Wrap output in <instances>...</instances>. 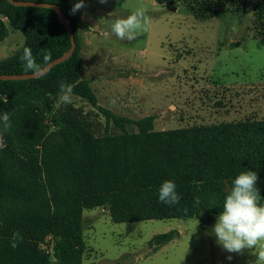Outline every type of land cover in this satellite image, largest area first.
Masks as SVG:
<instances>
[{"label": "trees", "instance_id": "1", "mask_svg": "<svg viewBox=\"0 0 264 264\" xmlns=\"http://www.w3.org/2000/svg\"><path fill=\"white\" fill-rule=\"evenodd\" d=\"M24 1L60 6L74 29L77 48L40 78L0 81V112H8L11 123L0 146V264H83L85 210L105 208L115 223L198 219L206 225L223 211L235 177L247 170L257 172L264 197V118L160 131L154 115L137 120L119 116L99 104L92 81L82 77L80 32L86 25L71 13L74 0ZM155 1L170 9L175 4ZM239 1L186 3L204 21L233 14L231 4ZM0 15V42L9 31L3 19L26 39L11 58L0 62V74L34 73L20 60L25 47L32 49L40 69L72 47L52 9L0 0ZM251 31L264 40V0L253 4ZM61 82L72 84L74 95L104 115L105 136L97 137L78 110H55ZM112 128L121 135H112ZM165 180L177 186L181 200L176 205L158 200ZM14 232L23 237L16 248L11 246ZM177 235V230L158 234L149 245L157 251ZM48 238L53 255L41 249Z\"/></svg>", "mask_w": 264, "mask_h": 264}, {"label": "rangeland", "instance_id": "2", "mask_svg": "<svg viewBox=\"0 0 264 264\" xmlns=\"http://www.w3.org/2000/svg\"><path fill=\"white\" fill-rule=\"evenodd\" d=\"M254 2H234L233 14L202 21L186 0H175L173 9L155 0H84L85 8L75 13L86 25L80 32L82 77L92 81L102 107L136 120L154 115L160 131L262 119L264 40L251 31ZM137 9L146 12L147 30L133 41L120 40L111 24ZM3 20L9 31L0 42V62L26 41ZM54 108L78 110L97 137L105 136L104 115L86 100L73 94L72 103L58 99ZM110 131L121 135L116 128ZM219 215L206 225L198 219L115 223L107 209L85 210L83 264H264L257 261L264 241L242 253L217 243L212 229ZM172 230L178 235L159 250L149 245Z\"/></svg>", "mask_w": 264, "mask_h": 264}, {"label": "clouds", "instance_id": "3", "mask_svg": "<svg viewBox=\"0 0 264 264\" xmlns=\"http://www.w3.org/2000/svg\"><path fill=\"white\" fill-rule=\"evenodd\" d=\"M106 3L107 0H99ZM85 8L84 0H77L71 13ZM148 17L145 10L137 9L126 18H117L111 24V32L120 40H135L142 31H146ZM50 54L44 57L45 62L50 61ZM25 70L40 71L30 47H25L20 56ZM59 101L64 104L72 103L73 85L67 82L59 84ZM11 128L8 112H0V137ZM259 177L256 171L247 170L238 174L232 184L230 192L226 195L222 209L213 226V234L217 243L229 253H242L245 249H255L258 242L264 241V197L257 187ZM176 184L172 180H165L159 188L158 200L169 206L180 202L181 196L176 191ZM199 203V201H197ZM199 223V221H198ZM23 237L14 232L11 237V246L16 248ZM256 254V253H255ZM257 261H264V251L257 254ZM231 259V257H228Z\"/></svg>", "mask_w": 264, "mask_h": 264}, {"label": "water", "instance_id": "4", "mask_svg": "<svg viewBox=\"0 0 264 264\" xmlns=\"http://www.w3.org/2000/svg\"><path fill=\"white\" fill-rule=\"evenodd\" d=\"M8 2L16 7H39V8L52 9L56 11L61 23L65 26V28L69 33V36L72 41V47L67 53L53 60L52 62L47 64L44 68L40 69L39 72L28 73V74H0V81H25V80L40 78L45 74H47L55 66L68 60L74 54L77 48L74 29L72 25L67 21L66 16L60 6L51 3L24 1V0H8Z\"/></svg>", "mask_w": 264, "mask_h": 264}, {"label": "built area", "instance_id": "5", "mask_svg": "<svg viewBox=\"0 0 264 264\" xmlns=\"http://www.w3.org/2000/svg\"><path fill=\"white\" fill-rule=\"evenodd\" d=\"M49 240L50 238H48L46 242L41 245V249L44 250L47 254L53 255V246L49 245Z\"/></svg>", "mask_w": 264, "mask_h": 264}, {"label": "crops", "instance_id": "6", "mask_svg": "<svg viewBox=\"0 0 264 264\" xmlns=\"http://www.w3.org/2000/svg\"><path fill=\"white\" fill-rule=\"evenodd\" d=\"M102 209H105V208H102ZM110 215V214H109ZM85 217V216H84ZM111 218V217H110ZM84 222H85V219H84Z\"/></svg>", "mask_w": 264, "mask_h": 264}]
</instances>
